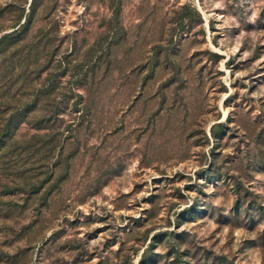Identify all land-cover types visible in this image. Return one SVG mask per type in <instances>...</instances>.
<instances>
[{
  "label": "rangeland",
  "instance_id": "374dc122",
  "mask_svg": "<svg viewBox=\"0 0 264 264\" xmlns=\"http://www.w3.org/2000/svg\"><path fill=\"white\" fill-rule=\"evenodd\" d=\"M26 18L66 170L0 158V264H264V0H0Z\"/></svg>",
  "mask_w": 264,
  "mask_h": 264
},
{
  "label": "trees",
  "instance_id": "16d2710c",
  "mask_svg": "<svg viewBox=\"0 0 264 264\" xmlns=\"http://www.w3.org/2000/svg\"><path fill=\"white\" fill-rule=\"evenodd\" d=\"M29 30L26 18L17 29L0 36V158L19 156L22 174L29 171L26 160L31 158L39 184L35 192L47 184L45 194L51 196L66 170V125H56L62 99L59 102L54 94L52 80L63 61H55L57 46L49 33L39 31L38 37ZM24 125L34 134L23 145L18 138L25 136L18 131Z\"/></svg>",
  "mask_w": 264,
  "mask_h": 264
}]
</instances>
